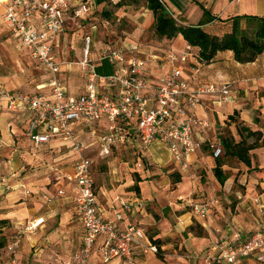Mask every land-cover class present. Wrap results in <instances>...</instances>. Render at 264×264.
Here are the masks:
<instances>
[{
	"label": "crops",
	"instance_id": "obj_1",
	"mask_svg": "<svg viewBox=\"0 0 264 264\" xmlns=\"http://www.w3.org/2000/svg\"><path fill=\"white\" fill-rule=\"evenodd\" d=\"M84 1L90 9L94 5L96 7L104 3V1L96 3L95 0ZM110 1L115 3L119 0ZM160 1L182 25L197 24L204 18L203 10L207 11L213 19L204 24L203 28L210 34L218 36L229 30L230 22L227 19L233 16L245 14L264 17V0ZM90 9L88 14L78 19L71 16L70 10L64 12V29L57 42L61 62L67 61L66 56L73 51L71 45H67V30L77 27L80 32L88 28L96 29L90 21ZM0 31L1 36L6 38L14 50L33 62L25 51L18 48L15 38L2 25ZM85 34L87 32H81L79 38L81 42ZM186 44L181 35H177L170 40L160 39V45H156L148 52L151 59L147 61L149 65L146 64L145 75L150 84L157 85L168 70V66L163 64L158 56L163 48L172 47L180 50ZM105 45L108 44L100 40L97 56L98 50ZM124 45L121 43L114 48ZM192 51L196 56L197 50L192 47ZM261 56H264V53L254 62L246 64L235 62L229 51L217 53L214 61L209 64L199 62L197 56L188 59V65L197 69V80L191 84L229 83L232 99L229 103L218 104L208 97L202 98L196 108V114L199 118L208 120L209 127L196 128L193 138L201 142V149L189 156L185 171H181L167 150L156 142L146 151L138 150L134 144L118 146L109 156H101L97 151L96 139H86L88 145L83 155L92 160L91 173L96 193V209L101 219L113 221L115 213H120L122 216V220L118 222L120 229L133 224L142 230L143 241L153 245H155L152 243L153 240L158 241L155 245L156 253H143L139 245L133 246L132 252L141 264H165L156 254H163L166 258L170 256L167 253H171L173 247L178 249L185 247L191 252L195 247L198 249L195 253L199 254L203 249L207 251L213 241L230 236L235 231L246 237L254 231L264 230V215L258 210V207L264 208V191H261L264 190L262 169L264 147L249 151L255 156L258 165L252 163L244 172H239L240 167L233 165L236 158L224 157L222 153L218 158L222 162L220 168L225 176L222 183H219L213 174L216 159L207 148L209 141L219 140L222 143L224 138L237 141L235 134L237 132L240 139L241 126L264 133V76L260 75V72L248 75L242 73L245 67L252 70V65L262 61ZM230 60L239 66H233L229 63ZM33 64L37 65L34 62ZM188 65L184 66L185 77ZM229 70L231 73L234 71L233 76L228 75ZM43 71L46 79L35 85V91L39 85L46 84L49 78L48 72L44 69ZM63 71L61 69V77L64 76ZM0 82L9 90L25 92L7 85L8 79L3 75L0 76ZM83 85L82 81V89L71 94L83 91ZM66 88L70 93L69 88ZM27 121L28 115L24 111L10 112L0 108V264H10L11 256L7 245L19 233L22 224L35 218H42L43 222L34 231L22 235L16 249V264H75L73 257L81 247L84 230L72 196L73 183L67 175L72 174L78 156L55 137L46 143L35 145L26 135ZM96 126L99 133L102 130L101 126ZM75 129L79 137L86 138V129L80 126ZM141 153L143 157L139 164L138 157ZM227 158L232 159L233 164L230 165ZM145 160L155 162L156 166L146 168ZM169 171L180 174V181L173 189L167 175ZM203 176L205 181L197 180V177ZM240 185L244 187L242 193L237 189ZM59 189L63 191L62 194L57 193ZM193 190L201 191L199 195L206 192L208 197H213L214 192L219 191V195L216 196L218 203L206 220H192L190 212L183 205L182 199L189 196ZM231 191L237 199L235 205L230 204ZM43 195L51 200L45 201ZM254 198L258 200V204L252 202ZM178 219L183 220V225L177 223ZM192 223L198 225L203 235L193 236L185 231ZM174 237L180 239L174 240ZM100 240L101 238H98L97 242ZM238 263L264 262L246 257L240 258ZM89 264H124V261L122 258H113L102 262L100 256L94 253Z\"/></svg>",
	"mask_w": 264,
	"mask_h": 264
},
{
	"label": "built area",
	"instance_id": "obj_2",
	"mask_svg": "<svg viewBox=\"0 0 264 264\" xmlns=\"http://www.w3.org/2000/svg\"><path fill=\"white\" fill-rule=\"evenodd\" d=\"M0 5V25L15 38L18 48L49 74L46 84L30 93L9 90L0 82V108L27 113L26 135L35 145L55 137L78 156L72 174L67 175L73 183L72 196L84 230L81 247L73 257L75 264H89L94 253L102 262L122 258L124 264H141L132 252L133 246L139 245L143 253H156L157 248L143 241L139 227L128 224L120 229V213H115L113 221L99 216L92 160L83 155L88 145L86 139H96L101 156H109L118 146L134 144L138 150L146 151L156 142L167 150L179 169L185 171L189 156L201 149V142L193 138L196 128L209 127L208 120L197 116L196 108L205 97L218 104L229 103L232 99L230 84H191L197 80V69L188 65V59L196 56L192 46L186 44L180 50L163 48L158 56L168 70L157 85H152L145 75L146 59L133 55L137 50L133 45L104 46L98 50L97 58L91 59V39L85 34L78 60L83 91L71 94L60 74L58 36L64 29V12L70 10L71 16L78 19L89 13V5L84 0H0ZM102 60L112 66L109 75L95 72L96 63ZM186 64L189 66L187 77L183 76ZM96 125L101 126L99 133ZM77 126L86 129V138L77 135ZM207 148L213 158L223 153L219 140L209 141ZM57 193L63 191L59 189ZM42 198L47 202L51 200L44 195ZM182 201L192 220H206L218 202L217 199L197 202L191 196ZM42 222V218H35L22 224L19 233L7 245L10 264H16V249L22 235L34 231ZM177 223L183 225L184 222L178 219ZM98 238L101 240L97 242ZM246 257L264 262V230L246 237L235 231L213 241L204 255L207 264H239L238 260Z\"/></svg>",
	"mask_w": 264,
	"mask_h": 264
},
{
	"label": "rangeland",
	"instance_id": "obj_3",
	"mask_svg": "<svg viewBox=\"0 0 264 264\" xmlns=\"http://www.w3.org/2000/svg\"><path fill=\"white\" fill-rule=\"evenodd\" d=\"M90 10V21L96 26V29L88 28L83 29L81 32H87V34L90 36L91 59H94V57L97 56V48L100 44V40H102L108 44L105 46H109L111 48L117 47V45H120L121 43L133 45L134 48L137 49L133 55L147 59L146 64L149 65V62L147 61H149L151 57L148 56V52H150L151 49L153 50L156 45H160V39L154 33V19L151 12L146 9L144 0H136V3L122 6H115L112 1L105 0L102 5L96 7L94 5V7ZM81 32L78 31V27L76 29L73 28L67 30V45H71L73 51H70L69 55L66 56L67 61L61 62L60 64V68L64 70V76L62 77L63 82L65 83L66 87L69 88L70 93H74L75 91H80L82 89L81 84L83 79L78 66L82 45V42L79 39ZM1 34L2 31H0V76L3 75L7 77V85L11 87H15L29 93L34 92L35 85L39 82H44L46 79L42 67L33 64V62L29 61L21 53L14 50L6 38L1 36ZM260 60L262 61H257L254 65H252L254 68H252V70H248V67L243 66L245 68L242 69V73L248 75L252 72H260V75L264 76V56H261ZM231 62L232 61L230 60L229 63L233 66H239ZM111 71L112 66L107 61H99L96 63L95 72L98 75H109ZM230 74L233 76L234 71L231 73L229 70L228 75L230 76ZM235 138L236 140H239L237 137V132L235 134ZM250 141H252V138L247 139V142ZM252 154L253 153H249L251 164L254 163L255 165H258V161H256L255 156H252ZM142 157L143 154L141 153L138 157L139 164L142 162ZM227 161L230 165L231 163L233 164L232 159L227 158ZM144 163L146 168H152L153 166H156V163L151 160H145ZM234 163L235 164L233 165H235V167H240L239 172H244V170H246V166L238 160L235 159ZM167 175L170 179V187L173 189L176 184L172 182V177L174 174L172 171H169ZM197 180L205 181L204 176L202 178L197 177ZM237 189H239V191L242 193V189H244V187L240 185ZM200 192L201 191L199 190H193L189 193V196H191L194 201L205 202L211 199H217L216 196L219 195V191H215L213 197H208L206 192H203L204 195H199ZM230 194L232 201L230 204L235 205L237 201L236 196L232 191ZM254 199H252V202L254 204H258L259 202L255 203L253 201ZM258 210L261 215H264V208L258 207ZM251 212L253 211L251 210ZM194 223H192L194 228L190 229V227H187L185 231L191 233L193 236H196L198 235V232H200V229L198 228V225H195ZM201 235H203L202 232ZM178 238L180 239V237H174V240ZM171 249H173L171 250V253H167L170 254V256H167L166 258L163 256V254H156V256L161 262L165 264H207L204 259L206 249L200 251L199 254L195 253L198 251V249H195V247L193 252L189 251L185 247H181L179 249L177 247H173ZM200 256H202V258H200Z\"/></svg>",
	"mask_w": 264,
	"mask_h": 264
},
{
	"label": "trees",
	"instance_id": "obj_4",
	"mask_svg": "<svg viewBox=\"0 0 264 264\" xmlns=\"http://www.w3.org/2000/svg\"><path fill=\"white\" fill-rule=\"evenodd\" d=\"M102 1L105 0H95L96 3ZM144 1L146 9L151 12L154 19L155 35L165 40L181 35L189 46L197 50L196 56L203 64L214 61L219 52L229 51L231 58L239 64L254 62L259 55L264 53V17L245 14L233 16L227 19L230 22L229 30L218 36L204 30L203 25L213 19L205 10H203L204 18L197 24L182 25L172 17L160 0ZM133 3H136V0H119L114 5L122 6ZM239 133L240 139L237 141L232 138L222 139L223 156L234 157L250 168L249 151L264 147V133L252 130L247 126H241ZM249 138H252V141L247 142ZM215 159L213 174L217 181L222 183L225 179L220 168L222 162L218 158ZM173 174L172 182L178 183L180 174L176 171ZM192 228L194 226L190 227V229ZM198 235H201V232H198ZM152 243L156 245L158 241L153 240Z\"/></svg>",
	"mask_w": 264,
	"mask_h": 264
}]
</instances>
